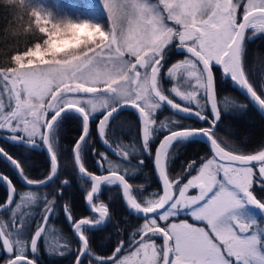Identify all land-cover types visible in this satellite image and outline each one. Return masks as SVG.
<instances>
[{"label":"snow or ice","instance_id":"6c2138e0","mask_svg":"<svg viewBox=\"0 0 264 264\" xmlns=\"http://www.w3.org/2000/svg\"><path fill=\"white\" fill-rule=\"evenodd\" d=\"M6 5L27 20V36L22 49L0 53V131L15 148L35 149L38 137L49 170L30 178L22 161L0 147V160L11 168L0 172L6 188L0 200L2 264H39L40 244L49 255L74 253V264H264V146L245 153L216 136L222 112L248 105L229 97L221 103L215 74L222 69L264 114V80L257 90L244 63L246 39L264 35V0H89L88 14L56 10L47 0ZM171 47L187 55L168 65ZM128 106L138 114V144L119 140L110 127ZM165 106L208 126L158 120ZM69 116L79 120L81 131L66 160L58 131ZM94 135L116 159L97 150ZM199 137L209 143L210 155L172 177L175 147ZM154 146L161 190L145 196V186L130 180ZM88 154L99 174L86 167ZM69 164L88 185L83 199L89 216L75 215L70 200L59 203L70 183L60 173ZM12 173L28 190L17 188ZM112 186L142 223L131 233L115 224L116 235L126 238L104 256L92 250L90 235L113 221L111 201L101 199ZM57 208L78 247L49 224ZM181 213L193 222H177Z\"/></svg>","mask_w":264,"mask_h":264},{"label":"trees","instance_id":"16d2710c","mask_svg":"<svg viewBox=\"0 0 264 264\" xmlns=\"http://www.w3.org/2000/svg\"><path fill=\"white\" fill-rule=\"evenodd\" d=\"M21 13L17 10L7 7L6 0L0 2V53L11 51L19 46L21 49L26 44L27 36V20L21 19ZM246 53L244 57L245 70L249 76V80L253 83V86L259 90V83L264 80V35H257L255 39L245 41ZM167 63L171 65L177 61L183 59V54L177 53L171 48L168 50ZM216 74V89L220 102H223L224 97L235 98L239 103L247 104V110H231L228 113L222 112L221 120L216 127V136L230 147H234L239 151L245 153H254L259 150L261 146H264V119L259 112L241 95L238 89L233 85L230 79H227L222 73L221 69L217 67L215 69ZM167 117H173V115L166 109L163 110L158 120L166 119ZM184 122L190 124L189 127H207L208 125L204 121L186 119ZM112 132L116 138L123 142H129V144L137 143L139 141V119L136 113L132 110H123L118 114L110 125ZM81 131L80 122L74 116H69L62 121V125L58 131V144L59 154L66 160L70 159V149L73 146L74 141L78 138ZM0 134H7L5 131H0ZM95 144V143H94ZM178 155L170 160L169 170L172 177H176L182 173L186 166L193 160L200 163L201 159L210 155V152L206 145L198 140H192L180 144ZM96 146V144H95ZM0 147H4L7 151L12 153L25 165V171L30 178L40 179L49 170V160L45 152H38L34 150H28L26 148H15L10 143L5 142L0 138ZM98 151L106 152L104 146L101 149L98 147ZM145 156V154H143ZM145 165L140 170V175H136L131 178L130 182L134 186L144 185L145 194L150 192H158L159 185L154 175L153 163L151 159H145ZM95 160L91 154H88L85 158V165L90 171H95ZM136 164V159L134 160ZM0 172L4 174L11 173V168L0 160ZM195 175V171L191 173ZM11 178L17 188L21 191L28 190L25 185L18 179L15 173L11 174ZM67 178L70 183L65 189L64 200H60L59 203L63 204L64 201L70 200L73 204L74 214L77 216H89L83 199L84 188L88 187L87 184H81V177L74 171L69 164L63 168L60 173V180ZM59 180L56 185L50 186L45 191L52 192L53 188L59 185ZM105 201H111V209L113 221L108 224L103 230H98L90 235L92 250L96 251L100 255H110L113 247L119 239L126 238L124 232H121L120 236L116 235L115 224H121L126 232L131 233L133 228L141 220H138L135 216L129 215L128 211L122 204L120 188L118 186H112L111 188H105L103 194ZM6 196V188L0 184V200H3ZM187 219L189 222H193L190 216H179L176 220ZM124 221H127L125 224ZM50 225H53L56 229L62 230L63 233L71 238V232L67 227L65 217L60 208L56 209L55 215L50 219ZM159 243V241H158ZM41 256L47 261V264H73L74 257L66 259H54L44 250L43 244H40Z\"/></svg>","mask_w":264,"mask_h":264},{"label":"flooded vegetation","instance_id":"af4514ba","mask_svg":"<svg viewBox=\"0 0 264 264\" xmlns=\"http://www.w3.org/2000/svg\"><path fill=\"white\" fill-rule=\"evenodd\" d=\"M178 53V52H177ZM176 102H178V103H181L179 100H176ZM164 109H166L165 107H163L162 108V110L161 111H159L158 112V116H159V113L161 112H163V110ZM167 110V109H166ZM168 111V110H167ZM168 112H170V111H168ZM171 113V112H170ZM172 115H173V113H171ZM157 116V117H158ZM172 119H177V120H180V122L182 123V124H184V125H186V126H190V124H187L186 122H184L186 119L185 118H183V117H180V116H174L173 115V117H171ZM163 121L165 120L164 118L162 119ZM188 126V127H189ZM5 135H7V134H3V135H1L0 134V138H2L5 142H8V141H6L5 139H4V136ZM160 139H162V135H158L157 136V141H156V143H158L159 142V140ZM39 141V139L37 140V143L38 144H40L41 146H40V150H34V151H38V152H45V150H44V147L42 146V143H39L38 142ZM93 142L96 144V148H100L101 149V147L103 148V144L102 143H100V141H99V139L98 138H96L95 137V135H94V137H93ZM9 143V142H8ZM124 143H126V144H129V142H124ZM131 145V144H130ZM179 147H181V145H178V146H176L175 147V149H174V151H173V154H172V158H171V160L172 159H174L177 155H178V152H179ZM207 147V146H206ZM104 148H105V150H106V152L108 153V155L112 158V159H116L115 157H113V156H111V153L110 152H108V150H107V148L104 146ZM28 150H33V149H28ZM210 152V151H209ZM46 153V152H45ZM154 154H155V146L153 147V154L151 155V156H149V155H147V154H145V156H143L145 159L147 158V159H151V161H152V163H153V159H154ZM47 155V154H46ZM136 158H133V160H132V164L133 165H135V163H134V160H135ZM136 161H137V159H136ZM145 160H144V165H145ZM143 165V166H144ZM94 168H95V171L94 172H97V174H99L98 173V170H97V168H96V165H95V163H94ZM140 170L141 169H139V172L137 173V175L140 173ZM153 170H154V164H153ZM140 175V174H139ZM154 175H155V173H154ZM136 176V175H135ZM135 176H133L132 178H134ZM18 177V176H17ZM156 177V176H155ZM19 179V178H18ZM20 180V179H19ZM158 182V181H157ZM158 185H159V183H158ZM159 188H160V185H159ZM104 190H105V188L103 189V191H102V194H103V192H104ZM161 190V188L159 189V191ZM150 193H152V192H150ZM101 194V199L102 200H104V196ZM149 194V193H148ZM148 194H145V196H147ZM121 201H122V199H121ZM122 204H123V201H122ZM85 206H86V204H85ZM123 206H124V204H123ZM86 209H87V206H86ZM126 209V208H125ZM127 210V209H126ZM88 211V210H87ZM89 213V212H88ZM89 215H91L90 213H89ZM67 223V222H66ZM49 224H50V221H49ZM67 227L69 228V230H70V232H71V228H70V226L67 224ZM71 240H72V247L73 248H76V247H78V245L76 244V240H75V238L72 236V232H71V238H70ZM96 254H98V255H100L99 253H97L96 251H94ZM50 257L51 258H54V259H66V258H72V257H74V253H68L67 255H64V256H61V255H55V254H53V255H50ZM3 259H7V255L6 254H4V253H2V252H0V264H2V261H3ZM39 264H47V261L46 260H44V258L41 256V250H40V252H39ZM74 264V263H73Z\"/></svg>","mask_w":264,"mask_h":264},{"label":"rangeland","instance_id":"374dc122","mask_svg":"<svg viewBox=\"0 0 264 264\" xmlns=\"http://www.w3.org/2000/svg\"><path fill=\"white\" fill-rule=\"evenodd\" d=\"M47 2L50 4V6L54 7L56 10H62V11L67 12L69 14H77V13L88 14L90 11L89 7H88L89 6V0H47ZM171 49L180 53V54H183L184 57L187 55L186 52H184L183 50L177 49L176 47H171ZM167 57H168V55H167ZM184 57H183V59H184ZM176 100H179V99L176 98ZM161 110L162 109H160L159 111H161ZM158 112H157V114H158ZM97 115H99V113H97ZM160 115H161V112L159 113V116ZM169 118H171V117H167L164 121L167 122V120ZM36 139L38 140L39 138L37 137ZM138 172H139V170H137L133 176L137 175ZM195 194H196V190H190L189 191V195H195ZM186 215H187L186 213H181L180 216H186ZM177 222H179V220H177Z\"/></svg>","mask_w":264,"mask_h":264},{"label":"water","instance_id":"95a60500","mask_svg":"<svg viewBox=\"0 0 264 264\" xmlns=\"http://www.w3.org/2000/svg\"><path fill=\"white\" fill-rule=\"evenodd\" d=\"M221 71H222V69H221ZM223 73V72H222ZM233 85L238 89V91L241 93V95L249 102V100H248V98L242 93V91L233 83ZM250 103V102H249ZM251 104V103H250ZM252 105V104H251ZM253 106V105H252ZM258 112H259V114L263 117V119H264V114H262L259 110H258V108L257 107H255V106H253ZM165 108L168 110V111H170L171 113H173V111L169 108V107H167V106H165ZM123 110H132V111H134L135 113H136V115L138 116V114H137V112H136V110L135 109H133L132 107H130V106H128V107H125ZM122 110V111H123ZM122 111H120L118 114H120ZM117 114V115H118ZM116 115V116H117ZM115 116V117H116ZM180 117H183V118H185V119H194V120H198V119H196L194 116H192V117H187V116H184V115H181ZM5 137H6V135L4 136V139H5ZM6 140V139H5ZM195 140H198V141H200V142H202V143H204L206 146H207V148H208V150L209 151H211L210 150V146H209V143L206 141V139H204L203 137H199V138H197V139H195ZM7 141V140H6ZM40 144H38V147H36L35 149H33V150H40ZM42 146L44 147V150H45V152H46V148H45V146L42 144ZM105 146V145H104ZM46 154H47V152H46ZM47 156H48V154H47ZM154 173H155V176H156V178H157V181H158V183H159V185H160V181H159V179H158V177H157V175H156V171H155V168H154ZM19 178V177H18ZM20 179V178H19ZM21 181V180H20ZM22 183H23V181H21ZM24 184V183H23ZM3 185V184H2ZM4 186V185H3ZM160 188H161V185H160ZM87 206V205H86ZM137 218V217H136Z\"/></svg>","mask_w":264,"mask_h":264}]
</instances>
